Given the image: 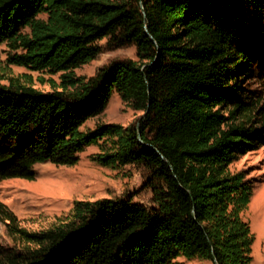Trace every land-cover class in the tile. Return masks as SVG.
<instances>
[{
  "label": "trees",
  "instance_id": "1",
  "mask_svg": "<svg viewBox=\"0 0 264 264\" xmlns=\"http://www.w3.org/2000/svg\"><path fill=\"white\" fill-rule=\"evenodd\" d=\"M105 39V44L99 41ZM9 62L60 72L41 91L0 83V181L34 179V165H73L86 146L103 166L143 167L151 204L77 199L44 230L19 225L0 264H172L179 256L251 264L243 213L254 180L230 164L264 147V0H0ZM136 48L85 78L73 70L103 48ZM113 92L140 117L82 129Z\"/></svg>",
  "mask_w": 264,
  "mask_h": 264
},
{
  "label": "rangeland",
  "instance_id": "2",
  "mask_svg": "<svg viewBox=\"0 0 264 264\" xmlns=\"http://www.w3.org/2000/svg\"><path fill=\"white\" fill-rule=\"evenodd\" d=\"M105 39L99 41L104 45ZM14 51L6 43H0V83L5 84L9 76L29 82L41 91H49L51 83H58L60 72L33 70L9 62ZM136 59V48L127 45L103 50L92 60L76 67V76L88 78L102 66L116 60ZM257 95L264 97V88L258 80L247 83ZM141 111L126 104L117 92H113L102 113L89 118L82 129L98 123L115 122L128 124L136 121ZM99 151L98 145L91 144L79 153L73 165H56L45 161L36 163L34 179L8 178L0 181V201L16 215L19 225L29 231L44 230L61 221L70 212L77 199L127 198L132 201L151 204L152 192L144 186L145 170L136 165L110 168L93 159ZM232 170L245 169L253 177V193L243 216L255 235L252 245L251 264H264V147L249 151L230 164ZM13 241L0 221V246H10ZM172 264H213L209 259L179 256Z\"/></svg>",
  "mask_w": 264,
  "mask_h": 264
}]
</instances>
